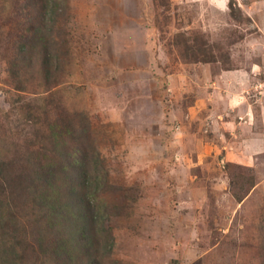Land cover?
I'll use <instances>...</instances> for the list:
<instances>
[{
	"label": "rangeland",
	"instance_id": "374dc122",
	"mask_svg": "<svg viewBox=\"0 0 264 264\" xmlns=\"http://www.w3.org/2000/svg\"><path fill=\"white\" fill-rule=\"evenodd\" d=\"M54 4L59 22L45 43L58 80L85 102L93 174L109 184L105 263L264 264V0H0L8 146L28 137L37 59L23 95L7 83V61L20 26L48 22ZM187 36L219 61L183 59ZM225 68L237 72L221 78Z\"/></svg>",
	"mask_w": 264,
	"mask_h": 264
},
{
	"label": "trees",
	"instance_id": "16d2710c",
	"mask_svg": "<svg viewBox=\"0 0 264 264\" xmlns=\"http://www.w3.org/2000/svg\"><path fill=\"white\" fill-rule=\"evenodd\" d=\"M48 13V22L43 17L37 25L28 20L20 26L18 49L7 61V83L19 95L34 57L37 79L24 103L26 142L8 146L6 134H0V264H106L113 245L103 200L109 184L107 177L93 174L100 159L85 102H74L77 90L58 80L61 62L52 64L45 41L59 22L57 5ZM181 43L186 61H219L195 38Z\"/></svg>",
	"mask_w": 264,
	"mask_h": 264
},
{
	"label": "crops",
	"instance_id": "0c3cea01",
	"mask_svg": "<svg viewBox=\"0 0 264 264\" xmlns=\"http://www.w3.org/2000/svg\"><path fill=\"white\" fill-rule=\"evenodd\" d=\"M236 72H237V71L222 72V74H221V78H222V77H227V78H228V77H232V76L235 75L234 73H236ZM238 73H241V72H238ZM228 75H229V76H228ZM227 83H229V82H226V84H227ZM236 83H237V82H236ZM236 86H237V87H240V85H238V84H236ZM217 92H218L219 94H221V96H222V93L219 92L218 90H215L213 94H215V93H217ZM238 105H239V104H238ZM246 115H247L246 117H247V119H248L249 114H246ZM247 122H248V121H247ZM229 123H230V122H229ZM238 124H240V123H238ZM263 125H264V124H262V126H263ZM263 130H264V128H263Z\"/></svg>",
	"mask_w": 264,
	"mask_h": 264
}]
</instances>
